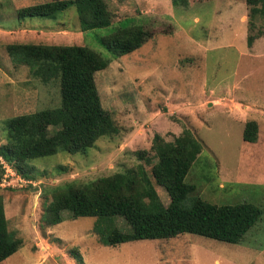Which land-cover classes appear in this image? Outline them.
Returning a JSON list of instances; mask_svg holds the SVG:
<instances>
[{
    "label": "rangeland",
    "instance_id": "obj_1",
    "mask_svg": "<svg viewBox=\"0 0 264 264\" xmlns=\"http://www.w3.org/2000/svg\"><path fill=\"white\" fill-rule=\"evenodd\" d=\"M44 1L0 0V121L59 103L57 83L44 84L27 66L13 64L5 45L75 44L107 60L94 73V83L117 131L98 137L82 153L57 151L26 160V176L14 171L1 176L6 228L21 246L0 264H264V115L255 111L256 103L264 104V44L256 45L259 52H248L245 41L258 29L263 34L253 40L264 38L262 20L252 18L253 28L247 29L244 0H186L183 6L170 0H104L110 24L83 31L72 6L53 18L17 17L18 8ZM135 26L150 37L133 51L113 56L99 43L116 28ZM252 119L256 140L242 141L244 123ZM184 130L201 145L184 177L195 187L192 194L218 205L248 202L262 209L239 242L181 233L104 245L92 229L93 217L72 218L67 211L59 223L42 226L51 188L137 163L149 171L150 164L135 152L152 156L157 138L159 145L171 144ZM154 188L166 205L164 188ZM112 225L128 231L120 217Z\"/></svg>",
    "mask_w": 264,
    "mask_h": 264
},
{
    "label": "trees",
    "instance_id": "obj_2",
    "mask_svg": "<svg viewBox=\"0 0 264 264\" xmlns=\"http://www.w3.org/2000/svg\"><path fill=\"white\" fill-rule=\"evenodd\" d=\"M173 5H186V0H170ZM247 29L253 28L252 18L259 17L264 25V0H244ZM72 6L80 30H91L110 24V13L104 0H48L17 9L22 17L53 18ZM263 34H246V45ZM150 34L140 26L120 27L99 37V43L113 56L138 48ZM10 61L27 66L31 77L46 84L55 81L58 87L57 106L17 114L0 121L4 142L0 159L14 172L26 176V160L51 155L57 151L79 153L117 127L110 114L101 107L94 83V73L107 65V60L85 45L52 43H10L5 45ZM255 121L244 123L241 138L254 142ZM151 145L152 156L136 151L138 159L150 164L149 171L137 163L122 171L78 183L67 182L51 188L49 202L40 214L42 226L62 220L61 212L70 217H93L92 229L98 242L115 245L139 239H165L190 233L225 243H237L259 219L262 209L248 202L233 205L210 203L192 193L194 185L184 177L200 150L199 141L184 130L173 143ZM155 159V161H152ZM3 168L0 164V180ZM154 185L168 195V203L159 200ZM188 199V204L184 201ZM120 217L128 227L122 231L112 225ZM21 246V239L6 228L0 201V261ZM74 254V253H73ZM80 262L78 254H74Z\"/></svg>",
    "mask_w": 264,
    "mask_h": 264
},
{
    "label": "crops",
    "instance_id": "obj_3",
    "mask_svg": "<svg viewBox=\"0 0 264 264\" xmlns=\"http://www.w3.org/2000/svg\"><path fill=\"white\" fill-rule=\"evenodd\" d=\"M264 44V38L263 37H260L259 39H255L252 41V43L250 44V46H247V50L248 52H259L258 50H255L256 48V45H263ZM255 111L257 112V114L261 117H263L264 115V104L263 103H256L255 105ZM253 121H255V119H252ZM257 121V120H256ZM255 121V122H256ZM257 123V122H256ZM259 125V124H258ZM258 127V126H257ZM258 131H259V128H258ZM259 133V132H258ZM180 235V234H178ZM139 240H142V239H139ZM132 241H135V240H132ZM129 242V241H127ZM188 242V241H187ZM124 243V242H123ZM189 243V242H188Z\"/></svg>",
    "mask_w": 264,
    "mask_h": 264
},
{
    "label": "built area",
    "instance_id": "obj_4",
    "mask_svg": "<svg viewBox=\"0 0 264 264\" xmlns=\"http://www.w3.org/2000/svg\"><path fill=\"white\" fill-rule=\"evenodd\" d=\"M0 164H1V167L3 168V171L6 173H2V178H3V175L5 176V175H7V173L8 174H10V175H12L13 173L11 172V171H13L2 159H0ZM1 178V180H3ZM19 181H22V179H20L19 178Z\"/></svg>",
    "mask_w": 264,
    "mask_h": 264
}]
</instances>
